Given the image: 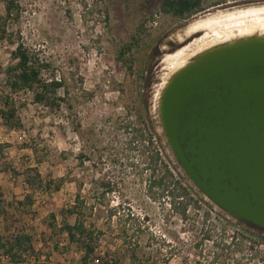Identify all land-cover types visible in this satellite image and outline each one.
<instances>
[{
	"label": "rangeland",
	"instance_id": "1",
	"mask_svg": "<svg viewBox=\"0 0 264 264\" xmlns=\"http://www.w3.org/2000/svg\"><path fill=\"white\" fill-rule=\"evenodd\" d=\"M163 1L20 0L19 22H8L7 31L19 29L31 51L50 63L45 78L63 76L68 88L60 89L66 100L54 107L35 102L30 90L16 93L22 128L7 127L0 116V232L10 236L15 228L33 236L35 256L27 263L80 264L83 251L60 226L76 221L62 210L81 193L86 220L102 231L97 255L110 251L120 264L208 263L213 257L218 264H264L263 229L214 211L205 219V211L218 210L206 203L183 214L160 187L150 192V154L141 142L130 143L124 127L150 120L161 134L159 98L178 64L171 60L181 46L183 55H192L204 39L186 31L190 23L264 0H204L206 9L188 18L166 13ZM1 34L0 90H8L5 70L18 35ZM31 168L45 179L41 187L27 182ZM28 194L33 204L21 205ZM0 264L11 261L0 258Z\"/></svg>",
	"mask_w": 264,
	"mask_h": 264
},
{
	"label": "water",
	"instance_id": "2",
	"mask_svg": "<svg viewBox=\"0 0 264 264\" xmlns=\"http://www.w3.org/2000/svg\"><path fill=\"white\" fill-rule=\"evenodd\" d=\"M170 159L228 218L264 230V37L202 51L159 98Z\"/></svg>",
	"mask_w": 264,
	"mask_h": 264
},
{
	"label": "trees",
	"instance_id": "3",
	"mask_svg": "<svg viewBox=\"0 0 264 264\" xmlns=\"http://www.w3.org/2000/svg\"><path fill=\"white\" fill-rule=\"evenodd\" d=\"M204 0H164L162 9L174 17L188 18L198 14L206 9L203 5ZM6 15L0 16V31L2 38H11L17 36L15 49L12 51V62L5 70L6 85L8 90H0V116L4 124L11 129L22 128V120L19 114V105L15 94L24 90L33 92L34 101L43 104L47 107L60 106L59 101H65L66 97L61 96L60 89L64 88L67 93L66 79L63 76H53L49 79L45 78L44 74L49 70L50 63L42 59L38 54H35L22 40L21 31L17 29L15 32L7 31L9 21L19 22L21 17L20 0H4ZM220 4V2L214 5ZM135 39V38H134ZM130 42L124 46L122 54L127 50H132L135 45ZM124 127L131 135L130 143L141 142L149 152V166L151 168L152 179H150L149 191L158 186L162 189L163 194L170 198L172 205L179 206L183 214H186L188 207L192 206L199 209L202 203L209 204L201 198L197 191L188 183L182 173L178 170L175 164L170 159L162 141L157 133V130L149 120L148 123H138L130 121L124 124ZM3 145L0 144V154L3 152ZM86 156L83 153L80 157ZM116 160L119 159L117 154ZM26 180L30 186L35 184L42 186L45 179L39 173L37 168L27 170ZM64 181V178L59 179L56 188L59 189ZM52 182V181H50ZM105 187L112 190L110 183L102 181ZM49 184V183H47ZM49 186V185H48ZM31 194L20 200L21 205L30 206L33 204ZM81 193L76 195V202L72 207L63 209L62 214H75L76 221L70 223L66 219L63 220L60 230L68 233L69 240L76 243L83 251L80 264H120V260L115 255H111L110 251L105 252L104 256L97 255L100 247L102 231L94 227L86 220V216L81 209L83 206ZM0 203L5 204L0 192ZM214 211L219 217H225L223 214L210 208L204 212L205 219L211 217V212ZM52 218H56V214H51ZM54 227V224L52 225ZM237 230L245 231L244 227L237 225ZM242 231V232H243ZM240 234V233H238ZM208 235V238H210ZM235 237V236H233ZM35 256L33 246V236L25 231L13 229L10 236L0 232V258L6 256L11 261V264H31L27 263L29 256ZM136 255L134 252L132 256ZM136 257H133V260ZM98 260V262H96ZM219 259L213 257L208 263L203 261H195L194 264H218ZM135 262V261H134ZM35 264V263H33ZM130 264H135L130 263Z\"/></svg>",
	"mask_w": 264,
	"mask_h": 264
},
{
	"label": "bare ground",
	"instance_id": "4",
	"mask_svg": "<svg viewBox=\"0 0 264 264\" xmlns=\"http://www.w3.org/2000/svg\"><path fill=\"white\" fill-rule=\"evenodd\" d=\"M185 29L191 34L202 32L205 40H202L201 47L199 46L198 50L194 51L192 55H183L184 53L180 51L182 46L178 48L179 52L175 54L174 60H171V62L178 61V64H175L176 66L172 69L173 72L170 73L167 79L176 71L188 65L191 58L202 51L237 39L251 36L264 37V5L232 8L216 15L198 18ZM167 81H165V84Z\"/></svg>",
	"mask_w": 264,
	"mask_h": 264
},
{
	"label": "built area",
	"instance_id": "5",
	"mask_svg": "<svg viewBox=\"0 0 264 264\" xmlns=\"http://www.w3.org/2000/svg\"><path fill=\"white\" fill-rule=\"evenodd\" d=\"M156 22H157V20H156ZM1 258H6V259H8V257H6V256H1ZM96 262H98V260H96Z\"/></svg>",
	"mask_w": 264,
	"mask_h": 264
},
{
	"label": "flooded vegetation",
	"instance_id": "6",
	"mask_svg": "<svg viewBox=\"0 0 264 264\" xmlns=\"http://www.w3.org/2000/svg\"><path fill=\"white\" fill-rule=\"evenodd\" d=\"M249 226H254V225H252V224H249ZM254 227H257V228H259V229H262V228H260V227H258V226H254Z\"/></svg>",
	"mask_w": 264,
	"mask_h": 264
}]
</instances>
